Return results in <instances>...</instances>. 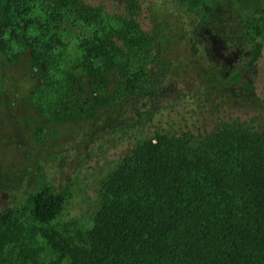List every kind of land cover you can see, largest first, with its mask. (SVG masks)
<instances>
[{
	"label": "trees",
	"instance_id": "trees-1",
	"mask_svg": "<svg viewBox=\"0 0 264 264\" xmlns=\"http://www.w3.org/2000/svg\"><path fill=\"white\" fill-rule=\"evenodd\" d=\"M180 1L122 0L112 10L93 0H0V168L10 151L52 143L70 127L91 140L89 153L94 142L97 149L124 139L132 146L102 181L88 229L43 230L55 261L264 264V128L209 122L199 75L190 78L197 58L212 63L190 26H202L224 0H194L196 12ZM260 17L239 20L245 32L238 40L253 42V63L264 46ZM64 33L77 37L82 54L58 77ZM215 77L242 79L238 71ZM142 128L145 136L133 139ZM20 181L0 169V193L13 186L19 197ZM27 196L30 216L50 224L69 186L49 180ZM17 205L0 207V240ZM40 250L22 251L35 259Z\"/></svg>",
	"mask_w": 264,
	"mask_h": 264
},
{
	"label": "rangeland",
	"instance_id": "rangeland-1",
	"mask_svg": "<svg viewBox=\"0 0 264 264\" xmlns=\"http://www.w3.org/2000/svg\"><path fill=\"white\" fill-rule=\"evenodd\" d=\"M193 1L180 2L187 12H196L198 7ZM93 2L115 10L121 6L122 0ZM214 8L212 15L205 16L207 21L202 26L197 27L194 23L190 26L193 28L192 38L197 49L203 53L202 56L205 55L212 61L205 66L204 59L197 58L195 68L199 72L193 74L190 72L191 80L199 75L196 84L201 94H204L202 100L205 103L200 107L212 124L239 120L250 126L264 128V46L258 60L253 63L251 62L253 42L238 40L243 38L245 32V28L239 25V20L253 18L259 13L262 18L264 0H224ZM254 12L258 13L252 15ZM145 24L147 22L143 19V25L146 27ZM8 36L9 34L6 35ZM61 40L60 46L66 50V54H63L64 62L58 70V77L62 76L63 70L70 68L82 54L76 36L64 33ZM57 52L60 54V50ZM237 71L242 79L232 84L215 77L216 75L229 77ZM11 72L17 73L18 76L22 74L21 69L17 68H13ZM145 86L148 88L150 83H146ZM22 108L24 107L17 110ZM41 122L44 126L48 124L45 119ZM70 129V134L60 136L42 147L33 145L16 148L3 160L1 176L6 180L18 178L21 181L15 185L20 190L19 197L16 196L18 191L12 189L13 186L4 187L7 189H2L3 192L0 193V207L15 202L20 207L14 224L0 240V264H65L55 261L56 255L47 249L43 230L57 227L64 231L68 228V233L73 235L77 229H88L99 206L98 197L102 181L117 162L131 151L130 140L124 139L113 141L108 147L104 144L99 149H97L99 143L94 142L91 147L96 148V151L89 153L87 146L91 140L83 141L80 138L82 130L75 131L72 127ZM145 131L143 128L137 130L131 137L133 139L143 137ZM13 134L21 137L22 132ZM49 180L60 190L69 186V198L62 214L55 222L41 224L26 210L27 194ZM36 248L41 250L35 255V259L24 257L25 253L22 250Z\"/></svg>",
	"mask_w": 264,
	"mask_h": 264
}]
</instances>
